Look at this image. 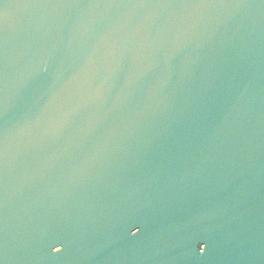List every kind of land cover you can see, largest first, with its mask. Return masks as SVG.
<instances>
[{
  "label": "water",
  "instance_id": "obj_1",
  "mask_svg": "<svg viewBox=\"0 0 264 264\" xmlns=\"http://www.w3.org/2000/svg\"><path fill=\"white\" fill-rule=\"evenodd\" d=\"M0 264H264V0H0Z\"/></svg>",
  "mask_w": 264,
  "mask_h": 264
}]
</instances>
